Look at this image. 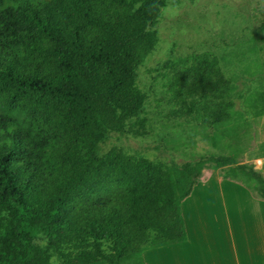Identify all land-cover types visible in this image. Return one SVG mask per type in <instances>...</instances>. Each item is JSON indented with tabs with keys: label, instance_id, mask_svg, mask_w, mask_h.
I'll list each match as a JSON object with an SVG mask.
<instances>
[{
	"label": "trees",
	"instance_id": "16d2710c",
	"mask_svg": "<svg viewBox=\"0 0 264 264\" xmlns=\"http://www.w3.org/2000/svg\"><path fill=\"white\" fill-rule=\"evenodd\" d=\"M165 5L0 0V264H144V251L187 240L181 204L208 164L264 201V174L232 156L179 166L100 152L109 135L146 134L134 72ZM171 70L177 113L229 130L231 81L217 58ZM245 105L264 116V88Z\"/></svg>",
	"mask_w": 264,
	"mask_h": 264
},
{
	"label": "rangeland",
	"instance_id": "374dc122",
	"mask_svg": "<svg viewBox=\"0 0 264 264\" xmlns=\"http://www.w3.org/2000/svg\"><path fill=\"white\" fill-rule=\"evenodd\" d=\"M164 1L155 49L134 72L138 89L147 95L140 113L147 120L146 134L137 138L109 135L100 152L116 147L129 156L166 165L180 166L213 155L250 164L264 116L254 119L245 99L264 88V0ZM202 55L216 57L231 81L229 130L199 123L196 114L186 109L177 113L182 100L177 95L179 84L171 86V67L188 66ZM216 169L222 170L208 164L201 175ZM57 262L53 258L50 263ZM125 264H135V258Z\"/></svg>",
	"mask_w": 264,
	"mask_h": 264
},
{
	"label": "crops",
	"instance_id": "0c3cea01",
	"mask_svg": "<svg viewBox=\"0 0 264 264\" xmlns=\"http://www.w3.org/2000/svg\"><path fill=\"white\" fill-rule=\"evenodd\" d=\"M259 128L249 163L264 174V119ZM181 212L187 240L144 251V264H264V201L219 169L200 176Z\"/></svg>",
	"mask_w": 264,
	"mask_h": 264
}]
</instances>
